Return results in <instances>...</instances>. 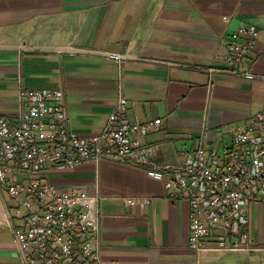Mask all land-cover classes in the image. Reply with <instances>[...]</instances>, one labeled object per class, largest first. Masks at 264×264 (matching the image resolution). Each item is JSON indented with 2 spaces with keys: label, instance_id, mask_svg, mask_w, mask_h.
I'll use <instances>...</instances> for the list:
<instances>
[{
  "label": "crops",
  "instance_id": "obj_1",
  "mask_svg": "<svg viewBox=\"0 0 264 264\" xmlns=\"http://www.w3.org/2000/svg\"><path fill=\"white\" fill-rule=\"evenodd\" d=\"M242 27L259 31L246 66L264 75V0H0V117L16 112L20 86L59 89L70 127L95 135L121 90L132 120L165 119L162 130L145 139L157 149L151 161L175 162L193 148L190 135L207 132L228 141L220 125L245 123L264 108V100L251 101L264 83L208 71L228 66L229 42ZM106 52L128 59L120 65ZM148 167L102 161L50 178L92 193L97 187L104 197V264H264V251L205 252L198 259L189 248L187 203L172 202ZM133 197L151 202L125 203ZM13 205L0 184V264H21L8 226L22 221ZM251 222L253 243L262 245L264 205L252 207Z\"/></svg>",
  "mask_w": 264,
  "mask_h": 264
},
{
  "label": "built area",
  "instance_id": "obj_2",
  "mask_svg": "<svg viewBox=\"0 0 264 264\" xmlns=\"http://www.w3.org/2000/svg\"><path fill=\"white\" fill-rule=\"evenodd\" d=\"M224 19H227L225 17ZM243 38V42L237 41ZM259 38L254 27L233 33L225 69L209 68L264 83V75L247 68L248 53ZM104 55L122 65L126 54ZM120 90L102 131L82 135L70 127L64 93L59 89L20 86L17 110L0 117V184L14 201L12 212L21 219L8 226L21 264H104L101 256L102 202L95 189L60 186L50 178L84 164L102 161L148 165L147 175L163 182L172 202L187 203L189 248L199 259L205 252L264 251L254 245L251 209L264 205V108L245 123L220 125L230 140L218 142L203 132L183 158L158 163L157 149L145 139L162 130L165 119L132 120ZM147 197L127 198L131 206L148 205ZM5 214L11 218L10 210Z\"/></svg>",
  "mask_w": 264,
  "mask_h": 264
},
{
  "label": "rangeland",
  "instance_id": "obj_3",
  "mask_svg": "<svg viewBox=\"0 0 264 264\" xmlns=\"http://www.w3.org/2000/svg\"><path fill=\"white\" fill-rule=\"evenodd\" d=\"M262 95H263V96H262ZM252 100H258V101H260V103H261L262 100H264V91L261 92V95H260L259 93H257L256 96H255L253 99L251 98V101H252ZM252 106L255 107V106H256V103H253ZM251 109H252V108H251ZM255 112H256V111H253V113H255ZM63 173H66V172H63ZM63 173L55 174V176L58 177L59 175H61V174H63ZM55 176H53V177H55ZM56 177H55V178H56ZM52 180L54 181V180H56V179H52ZM259 210H260V208H259V206H258L257 209L255 210V215H256V216H260V214H259ZM256 236H257L258 238H260V237H259V231H257V230H256ZM262 245H264L263 242H262ZM253 259H254V258H253ZM255 261H256V259H255Z\"/></svg>",
  "mask_w": 264,
  "mask_h": 264
}]
</instances>
